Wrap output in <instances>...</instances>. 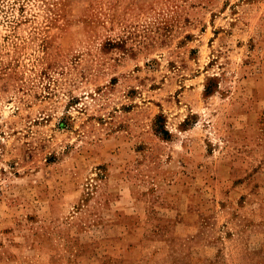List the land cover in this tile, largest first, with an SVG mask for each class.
Instances as JSON below:
<instances>
[{
	"label": "rangeland",
	"instance_id": "374dc122",
	"mask_svg": "<svg viewBox=\"0 0 264 264\" xmlns=\"http://www.w3.org/2000/svg\"><path fill=\"white\" fill-rule=\"evenodd\" d=\"M0 264H264V0H0Z\"/></svg>",
	"mask_w": 264,
	"mask_h": 264
}]
</instances>
